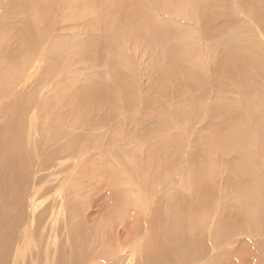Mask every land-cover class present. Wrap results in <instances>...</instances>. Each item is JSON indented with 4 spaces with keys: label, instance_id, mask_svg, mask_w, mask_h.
I'll list each match as a JSON object with an SVG mask.
<instances>
[{
    "label": "rangeland",
    "instance_id": "1",
    "mask_svg": "<svg viewBox=\"0 0 264 264\" xmlns=\"http://www.w3.org/2000/svg\"><path fill=\"white\" fill-rule=\"evenodd\" d=\"M263 16L264 0H0V76L34 65L33 82L20 87L17 96H33L35 102L42 93L57 96L62 121L82 128L75 132L76 158L60 161L57 181L46 184L55 185L54 190L38 199L40 211L55 200L76 217L74 222L58 217V254L65 261L76 245L78 251L92 253L86 264H130L127 251L119 254V263L112 260L119 251L114 232L121 225L110 212V201L114 185L131 176L122 166L133 157L140 167L142 204L145 197L149 202L147 189L160 183L161 178L150 182L151 174L165 178L171 173L173 182L162 191L155 189L158 205L178 189L179 197L202 190L188 208L177 203L182 211H193L195 201L202 200L204 225L224 216L228 223L234 215L231 209L238 208L239 196L234 182L242 168L257 171L264 191ZM234 57L246 65L242 75L230 68ZM261 104L257 119L252 115ZM42 120H37L39 126ZM236 126L250 145L242 154H220L224 135L236 132ZM209 166L221 169L216 174L220 180L215 176L209 181ZM196 172L203 178L207 174L208 180L200 176V188L192 181ZM220 205L227 206L228 216ZM129 209L125 219L131 231L145 229L143 210L132 215ZM246 226L241 227L246 234L226 230L222 249L214 251L206 230L202 249L207 264H264L263 221ZM145 238L144 233L138 240ZM26 243L15 246L19 257L26 256ZM15 253L7 264L14 263ZM27 257L25 264H34Z\"/></svg>",
    "mask_w": 264,
    "mask_h": 264
},
{
    "label": "bare ground",
    "instance_id": "2",
    "mask_svg": "<svg viewBox=\"0 0 264 264\" xmlns=\"http://www.w3.org/2000/svg\"><path fill=\"white\" fill-rule=\"evenodd\" d=\"M255 58L257 59V56ZM232 59L235 65H230V68H235L241 72L246 65L240 64L239 57ZM260 60L262 59L260 58ZM252 62V65H255V60ZM256 64L260 66L261 63L256 61ZM261 66L263 67V64ZM35 69L34 65H25L19 71L10 74L2 72V76H0V264H7L10 261L11 255L13 252L15 253V246H19L21 242L28 243V245L26 243V256L24 257L23 255L22 257L23 253H21L19 257L18 253H15L13 264H25V259H28L27 256H29V260L33 261L34 264H86L92 259V253L88 249L78 251L76 245H71L70 259L68 261H65L61 254H58V250L60 249H58L59 246L57 247L60 230L58 229V217L60 219L59 215L62 214L64 218L67 219L68 217L70 222H74V218H76L73 214L68 213L67 215L65 213L66 204L64 202L58 204L54 200L40 211L42 203H38V199L48 196L54 190L55 185L46 184L50 180L57 181L56 176L63 169V164L60 161L63 158L74 159L77 156L79 144L75 138V132L81 127L70 120L62 121V113L57 96L50 98L52 95L42 93L40 97L38 96V102H35L33 96L28 98L17 96L19 88L24 87L27 82L33 80L32 72ZM0 70H2V67H0ZM173 72L175 71L173 70ZM242 73L240 74L242 75ZM5 74L10 78L6 77ZM244 74L246 73L244 72ZM238 81L242 82V80H237L236 82ZM254 81L252 82L254 83ZM5 99H7V102L3 103ZM260 107H262V104ZM255 112L252 116L258 119L259 113L263 112V107L258 113L256 110ZM246 114H248V110ZM39 118L43 119L41 126L37 124ZM241 129L236 126L235 130H233L236 132L224 135L225 137L222 140L224 144L221 146L220 154L221 152H225L228 155L242 154L244 153V146L247 150L250 143H246L243 139L244 137L239 134ZM131 159L133 160H127L124 165L122 163V167L126 168V171L131 176H126L125 180H119L114 185L113 190H115V193L110 201L112 202L110 212L114 217H117V221L121 225V229L118 228L119 230L112 231L115 233V237L119 239L116 243L119 251L117 250L114 255L112 254L114 263H119L123 259L119 254L127 251L125 258L129 259L130 264H207V257L204 254V249H202V237L205 234L209 236V246L214 251L217 246L218 248L222 247L223 244L220 243H224L223 237L226 230H230L233 235H238L240 232L246 234V229L241 228L242 225L244 227L247 225L246 227L250 228L251 225H261L263 221L264 226V191L262 190V182L255 175L257 173L255 169L249 168L246 171L242 168L240 171L236 170L237 180L234 182V191L239 193L238 208L231 209L234 215L228 217V223L226 222V217L223 215L224 217L215 218L211 223L204 225L202 223V202H200L202 200L195 201V205L193 204L192 207L193 211L189 209L182 211L183 208H180L177 203L178 201H182L184 205L189 204L185 207L188 208L190 203H193V198L202 195V190H197L195 194L189 193L188 197H179L178 193L181 189H178L176 191L177 194L165 196L162 200L163 204L158 205L160 201L156 198L158 191L155 189L162 191L167 188L168 184L173 182L171 180L173 177H170L173 176L171 173L165 178H162L163 174L160 173V175L151 174L148 180L154 182L157 178H161L159 179L160 183L156 188L150 186L151 188L147 189L149 195L147 193L146 195H148L149 202L146 201L147 198L145 197L142 204L141 184L138 178L140 176L138 173L140 167H138L139 169L137 168L138 163L134 157ZM163 168L165 171H168L167 166H163ZM218 171H221V169H213V166L212 169H210V166L207 168L209 181L215 178ZM199 174L196 172L194 176L192 175L193 178L188 175L189 178L193 179L192 181L196 187L199 185L197 188H200L203 183L202 181H204L202 180L203 176ZM207 174H204L206 179ZM29 176L32 177L31 181L29 180ZM179 176L181 175L179 174ZM54 177L56 178L54 179ZM216 178L220 180L219 176H216ZM232 180L229 182L230 187ZM184 185L185 182H183V187ZM169 202H172L170 206ZM174 204L175 206H172ZM221 207L224 208V214L226 215L228 212L227 206L222 205ZM128 209L129 212H132V215H135L138 210H143V216L146 219L144 220L146 230L138 227V231L136 229L133 232L131 231L125 219ZM37 211L39 213L36 216ZM148 216H151V218L147 219ZM235 217L236 219L234 220ZM28 218L32 221L30 220L31 222H29ZM134 218L137 219L136 217ZM27 225L28 227H24L23 230V226ZM142 230L146 234V238L143 241L138 240V237L144 234ZM206 230L207 232L204 234ZM130 245L136 248L129 249ZM225 245L229 247L232 244L225 243ZM204 247H206L205 244ZM233 262V264H237L236 260ZM243 264H247V262L245 261Z\"/></svg>",
    "mask_w": 264,
    "mask_h": 264
}]
</instances>
